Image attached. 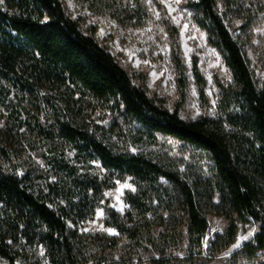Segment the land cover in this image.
<instances>
[{
	"label": "rangeland",
	"instance_id": "obj_1",
	"mask_svg": "<svg viewBox=\"0 0 264 264\" xmlns=\"http://www.w3.org/2000/svg\"><path fill=\"white\" fill-rule=\"evenodd\" d=\"M59 1L66 16L81 32L92 35L155 104L176 111L185 122L217 121L232 131L228 117L236 111L237 87L221 53L208 44V35L196 23L198 13L189 4L197 0ZM213 2L261 90L264 0ZM0 3L4 6V0ZM177 64L183 67L184 95L179 92ZM194 66L205 83V100L199 96ZM73 87L35 83L29 92L0 87V139L9 156L2 163L6 173L18 176L27 192L51 208L87 171L102 187L115 184L102 193L93 219L77 227L83 242L74 253L81 264H264V250L249 258L240 252L264 224V198L262 221L239 226L235 243L218 253L215 244L228 223L220 215L223 208L217 196L213 205L207 201L214 175L210 157L172 137L147 131L114 103ZM62 125L93 132L114 152L142 155L178 173L199 197L209 223L200 246L189 243L178 191L163 180L153 191L150 213L137 218L138 236L123 235L116 225L133 228L127 201L136 192L132 177L119 181L99 162L92 164L94 168L76 162L70 146L58 136ZM62 155L70 174L55 168L54 160ZM67 225L76 229L70 221ZM0 242L13 253L16 264H69L54 222L15 191L1 188ZM0 264L7 263L0 259Z\"/></svg>",
	"mask_w": 264,
	"mask_h": 264
},
{
	"label": "trees",
	"instance_id": "obj_2",
	"mask_svg": "<svg viewBox=\"0 0 264 264\" xmlns=\"http://www.w3.org/2000/svg\"><path fill=\"white\" fill-rule=\"evenodd\" d=\"M189 7L197 11V25L208 35V44L219 50L235 81L236 111L228 117L232 131H226L217 121L185 122L176 111L169 112L155 104L132 84L129 75L92 35L81 32L66 16L59 0H4V6L0 3V87L29 92L35 83L65 89L74 86L95 99L114 103L147 131L172 137L206 153L214 166L213 189L207 201L213 205L217 196L223 208L220 215L228 223L215 244L220 253L235 243L239 226L263 219L264 87L256 88L245 56L220 20L213 0H197ZM177 72L179 92L184 95L186 82L179 64ZM193 75L199 96L205 100V83L196 66ZM58 136L70 146L76 162L91 168L99 162L119 181L132 177L136 192L127 201L133 212L128 214L133 228L116 225L123 235L138 236L137 218L150 213L153 191L163 180L178 191L189 243L200 246L209 223L200 209L199 197L178 173L142 155L114 152L88 130L62 125ZM8 157L0 139V188L15 191L35 211L53 221L68 263L81 264L74 253L83 242L77 227L93 219L102 193L115 184L102 187L98 177L87 171L54 209L27 192L18 176L6 173L2 163ZM54 161L56 169L71 171L65 155ZM76 174L74 171L71 175ZM68 221L75 230L68 228ZM262 250L264 224L240 252L249 258ZM0 259L16 264L13 253L1 242Z\"/></svg>",
	"mask_w": 264,
	"mask_h": 264
}]
</instances>
